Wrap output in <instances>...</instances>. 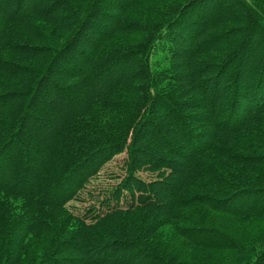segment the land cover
Returning a JSON list of instances; mask_svg holds the SVG:
<instances>
[{
    "label": "trees",
    "instance_id": "16d2710c",
    "mask_svg": "<svg viewBox=\"0 0 264 264\" xmlns=\"http://www.w3.org/2000/svg\"><path fill=\"white\" fill-rule=\"evenodd\" d=\"M0 264H264V0H0Z\"/></svg>",
    "mask_w": 264,
    "mask_h": 264
},
{
    "label": "rangeland",
    "instance_id": "374dc122",
    "mask_svg": "<svg viewBox=\"0 0 264 264\" xmlns=\"http://www.w3.org/2000/svg\"><path fill=\"white\" fill-rule=\"evenodd\" d=\"M136 36V34H133L130 37L135 38ZM124 159L125 155L119 154L105 164L98 175L90 181L86 190L81 195L80 199L82 201L69 203V209L74 214H80L84 213L92 204L97 203L98 206L97 200L100 201L103 198V194H107L123 177ZM137 176L146 181L154 178L153 174L145 171L138 172Z\"/></svg>",
    "mask_w": 264,
    "mask_h": 264
}]
</instances>
